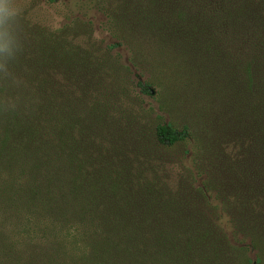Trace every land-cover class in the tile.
<instances>
[{
	"label": "trees",
	"instance_id": "obj_1",
	"mask_svg": "<svg viewBox=\"0 0 264 264\" xmlns=\"http://www.w3.org/2000/svg\"><path fill=\"white\" fill-rule=\"evenodd\" d=\"M129 8L128 30L175 48L192 82L229 95L241 149L250 141L257 158L221 160L233 180L220 186L208 164L182 158L170 192L159 158H121L135 119L90 93L102 64L0 15V264H264V0H139L133 24ZM71 14L70 30L86 18ZM119 34L109 49L126 55ZM132 65L135 98L153 97L154 74ZM151 139L168 148L191 131L161 123Z\"/></svg>",
	"mask_w": 264,
	"mask_h": 264
},
{
	"label": "rangeland",
	"instance_id": "obj_2",
	"mask_svg": "<svg viewBox=\"0 0 264 264\" xmlns=\"http://www.w3.org/2000/svg\"><path fill=\"white\" fill-rule=\"evenodd\" d=\"M86 1L87 6L82 9L78 6L79 0H3L0 7H6L9 16L23 20L29 28L41 26L49 33L63 35L66 46L77 49L81 56L88 54L99 65L102 64L99 71L93 69L89 74V79L95 82L90 93L115 106L116 110L112 108V113H125L135 119L131 125L127 123L126 140L120 143L123 150L121 158H159L164 181L174 194L181 177H184L179 162L182 158H198L200 164H208L210 169L205 176L208 175L216 186L228 179L233 180V175L227 172L226 164L221 160L244 158L245 162H250L257 158L255 151L252 152L253 158L251 156L250 141H245L241 149L237 139L236 115L228 108L231 103L229 95L216 92L211 95L212 90L201 79L196 80L197 83L192 82L187 77L188 57L175 48H163L159 42H151L150 39L144 41L137 33L127 29V4L133 12V24L137 19L139 0L128 3L126 0ZM102 6L107 15L98 9ZM79 12H86L81 25L71 30L64 28L65 19L69 15L71 17V13ZM114 16H118L122 23L116 25L112 20ZM66 29L69 30L64 32ZM114 32L120 33L119 37L126 34V55L119 50L109 49L111 44L117 42L118 37ZM230 52L234 53V50ZM132 61L137 68L147 67L154 74L153 97L135 98L131 87L133 77L125 69L130 66L136 70ZM161 123H170L177 129L188 127L191 139L168 148L155 144L151 132L156 124ZM139 134L140 138L134 140ZM244 150L245 156L242 155ZM209 158L220 159L208 163ZM192 161L195 164L194 159ZM230 262L226 259L224 264Z\"/></svg>",
	"mask_w": 264,
	"mask_h": 264
},
{
	"label": "clouds",
	"instance_id": "obj_3",
	"mask_svg": "<svg viewBox=\"0 0 264 264\" xmlns=\"http://www.w3.org/2000/svg\"><path fill=\"white\" fill-rule=\"evenodd\" d=\"M0 5H3V0H0ZM0 15H8V11L6 7H0Z\"/></svg>",
	"mask_w": 264,
	"mask_h": 264
}]
</instances>
